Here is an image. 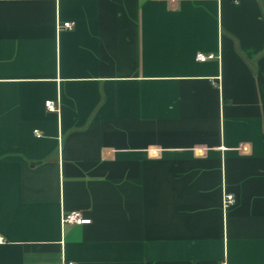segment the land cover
Masks as SVG:
<instances>
[{
  "label": "crops",
  "instance_id": "0c3cea01",
  "mask_svg": "<svg viewBox=\"0 0 264 264\" xmlns=\"http://www.w3.org/2000/svg\"><path fill=\"white\" fill-rule=\"evenodd\" d=\"M0 235V264H264V0H0Z\"/></svg>",
  "mask_w": 264,
  "mask_h": 264
},
{
  "label": "built area",
  "instance_id": "2783aa9c",
  "mask_svg": "<svg viewBox=\"0 0 264 264\" xmlns=\"http://www.w3.org/2000/svg\"><path fill=\"white\" fill-rule=\"evenodd\" d=\"M73 26V23L71 21H66L64 22L62 25H59V27H65V28H71ZM214 57V54L209 53V54H205V53H198L197 55V59L201 60V61H205L209 58ZM46 107L48 108V110L50 111H55L57 110V105L54 101L52 100H47L45 102ZM37 135H40V133L38 132V130H35ZM235 202V197L232 193H225L224 197H223V204L225 207H228L230 204H233ZM91 221L90 218L84 217L83 214L81 213V211H69L66 213H63L62 215V222L63 223H89ZM3 240V237L0 235V242ZM61 264H75L72 261H63ZM221 264H227L226 262H222Z\"/></svg>",
  "mask_w": 264,
  "mask_h": 264
}]
</instances>
